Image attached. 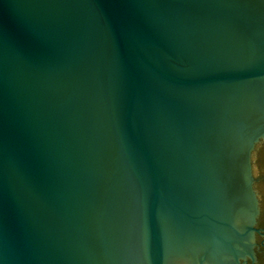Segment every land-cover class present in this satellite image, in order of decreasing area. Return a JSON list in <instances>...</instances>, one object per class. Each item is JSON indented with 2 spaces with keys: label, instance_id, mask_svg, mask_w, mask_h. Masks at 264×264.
Instances as JSON below:
<instances>
[{
  "label": "water",
  "instance_id": "water-1",
  "mask_svg": "<svg viewBox=\"0 0 264 264\" xmlns=\"http://www.w3.org/2000/svg\"><path fill=\"white\" fill-rule=\"evenodd\" d=\"M263 146L264 0H0V264L254 262Z\"/></svg>",
  "mask_w": 264,
  "mask_h": 264
},
{
  "label": "flooded vegetation",
  "instance_id": "flooded-vegetation-1",
  "mask_svg": "<svg viewBox=\"0 0 264 264\" xmlns=\"http://www.w3.org/2000/svg\"><path fill=\"white\" fill-rule=\"evenodd\" d=\"M261 157L264 159V146L261 151ZM264 166V164H263ZM262 182L264 184V178H256V183ZM261 220L255 225L259 232L255 234L256 246L254 248L255 261L247 258L246 264H264V199H262Z\"/></svg>",
  "mask_w": 264,
  "mask_h": 264
},
{
  "label": "snow or ice",
  "instance_id": "snow-or-ice-1",
  "mask_svg": "<svg viewBox=\"0 0 264 264\" xmlns=\"http://www.w3.org/2000/svg\"><path fill=\"white\" fill-rule=\"evenodd\" d=\"M250 154H251V151H250V153H249V158H248V164H249V167H250V178H251L250 189H251V192L254 194V197H255V200H256V203H257L258 214H259V212H260V207H261V206H260V204H259V202H258L257 191H256L255 186H254L255 182H254V180L252 179V175H253V173H252V165H251V161H250ZM258 214H256L254 217H252V218L249 220V225L255 223V221H256V217H257Z\"/></svg>",
  "mask_w": 264,
  "mask_h": 264
}]
</instances>
